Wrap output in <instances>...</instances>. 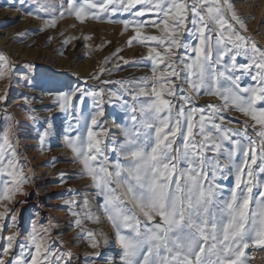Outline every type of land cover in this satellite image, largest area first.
<instances>
[{
	"label": "snow or ice",
	"instance_id": "snow-or-ice-1",
	"mask_svg": "<svg viewBox=\"0 0 264 264\" xmlns=\"http://www.w3.org/2000/svg\"><path fill=\"white\" fill-rule=\"evenodd\" d=\"M237 2L7 0L5 7L42 22L38 32H55L48 41L58 35L64 49L81 40L93 48V35L59 28L71 18L119 25L126 46L142 51L127 59L117 48L84 87L47 91L65 116L61 146L88 181L69 188L63 204L70 228L78 230L73 239L95 250L83 257L61 250L58 223L51 217L40 223L39 212L21 233L19 206L27 200L17 197L38 195L28 191L35 169L21 151L19 121L7 112L8 92L0 95V264H251L250 249H264V45L249 34ZM25 66L29 82L36 65ZM129 70L115 81L102 79ZM16 75L12 55L0 50V80ZM87 79L116 87H93ZM21 99L38 119L31 107L36 97ZM106 104L118 109L112 117L118 131L101 119ZM45 124L37 130L41 153L51 151L55 131L51 117ZM48 163L55 166V158ZM57 183L66 184L67 174L59 173Z\"/></svg>",
	"mask_w": 264,
	"mask_h": 264
},
{
	"label": "rangeland",
	"instance_id": "rangeland-1",
	"mask_svg": "<svg viewBox=\"0 0 264 264\" xmlns=\"http://www.w3.org/2000/svg\"><path fill=\"white\" fill-rule=\"evenodd\" d=\"M7 0H0V50L10 53L15 60L17 75L11 79L0 80V95L5 91L8 92V108L7 112L12 114L19 121V136L21 151L25 153L30 166L35 169V184L28 188L29 192L38 193L29 197H17V199H26L27 203L19 206V228L23 234L29 227V222L33 220V213L39 212V222L47 223L46 218L51 217L53 223H58V229L63 235L60 239L65 243L64 248L75 253L79 257H83L86 253L95 250L89 248L86 242L76 241L78 230L70 228L69 223L72 217L63 207L64 199H67V190L83 189L88 183L86 179H80L77 173L79 165L69 162L70 152L67 148L62 147V133L66 127L65 116L55 108L54 97L47 95L49 89L63 87L71 84L73 86H85V78L90 77L97 69L99 62L104 57L110 55L117 48H123L121 55L127 59L138 58L142 49L139 45L129 48L126 46V35L120 34L119 25H111L108 23L92 22L88 24H77L74 19H66L60 22L59 28L65 31L69 36H79L81 34L93 35V40L89 43L93 46L89 50L85 46L84 41H74L72 46L66 49L61 47V38L57 35V39L49 42L50 34L56 35L55 32H38L41 21H37L32 17L26 16L21 10H14L5 7ZM237 10L246 18L249 26V34L254 37L260 45H264V0H239L236 4ZM254 17V19H249ZM73 25H76L73 27ZM33 32L26 37L23 42L15 39L16 35L21 32ZM112 41L103 51L97 50L96 46L106 41ZM64 54H58V51ZM26 62L36 65V71L31 74L29 82L24 79L28 72ZM129 72H121L117 75L102 77L109 80H117L124 76H128ZM146 71V70H144ZM136 75H142L143 72H136ZM245 83H252L245 77ZM10 85V86H9ZM87 85L93 87L114 88L115 84L102 85L99 81L87 79ZM34 96L31 107L35 109L34 115L38 118L32 120L29 112L24 110L27 105L22 96ZM205 99H209L205 97ZM203 103V101H201ZM91 100L86 98L83 108L85 112L90 110ZM3 108V104H0ZM51 108L52 111H48ZM119 115L118 109L106 104L105 115L101 119L107 121L106 126L114 131H118L117 125L119 120L113 122L112 117ZM232 115H236L233 113ZM51 117L54 123V135L51 137V151L41 153L38 147L37 130H43L46 127L45 121ZM4 124V113L0 112V127ZM238 126V125H235ZM47 153V154H46ZM55 158V166L48 162ZM67 174V183L60 185L59 173ZM231 184V181H225ZM60 193L65 195L61 197ZM90 227H100L97 225H89ZM104 231H108L105 225ZM16 231V229H12ZM10 234V233H9ZM53 237L56 232L52 233ZM19 239V238H18ZM2 246V242H0ZM53 247L60 245L53 243ZM104 249H101L103 251ZM253 252L251 264H264V249H250ZM111 255V253H109ZM75 264H82L81 260H77Z\"/></svg>",
	"mask_w": 264,
	"mask_h": 264
},
{
	"label": "bare ground",
	"instance_id": "bare-ground-1",
	"mask_svg": "<svg viewBox=\"0 0 264 264\" xmlns=\"http://www.w3.org/2000/svg\"><path fill=\"white\" fill-rule=\"evenodd\" d=\"M47 154V153H46Z\"/></svg>",
	"mask_w": 264,
	"mask_h": 264
}]
</instances>
